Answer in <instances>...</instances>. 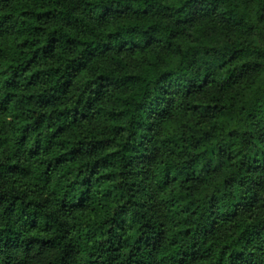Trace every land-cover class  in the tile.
Masks as SVG:
<instances>
[{
  "label": "trees",
  "instance_id": "16d2710c",
  "mask_svg": "<svg viewBox=\"0 0 264 264\" xmlns=\"http://www.w3.org/2000/svg\"><path fill=\"white\" fill-rule=\"evenodd\" d=\"M0 264H264V0H0Z\"/></svg>",
  "mask_w": 264,
  "mask_h": 264
},
{
  "label": "rangeland",
  "instance_id": "374dc122",
  "mask_svg": "<svg viewBox=\"0 0 264 264\" xmlns=\"http://www.w3.org/2000/svg\"><path fill=\"white\" fill-rule=\"evenodd\" d=\"M216 24V20L212 19V17H202L197 23L196 26H202L204 29L207 28L208 25H214ZM187 121V116L183 113L177 115V117L171 121V123L168 125V127H165V130L168 128L171 129H178L181 124L185 123Z\"/></svg>",
  "mask_w": 264,
  "mask_h": 264
}]
</instances>
